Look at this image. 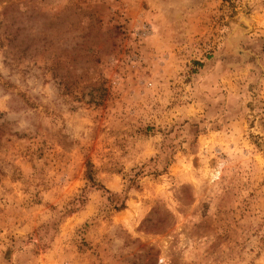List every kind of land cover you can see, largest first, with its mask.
Instances as JSON below:
<instances>
[{
    "label": "rangeland",
    "instance_id": "1",
    "mask_svg": "<svg viewBox=\"0 0 264 264\" xmlns=\"http://www.w3.org/2000/svg\"><path fill=\"white\" fill-rule=\"evenodd\" d=\"M0 264H264V0H0Z\"/></svg>",
    "mask_w": 264,
    "mask_h": 264
}]
</instances>
